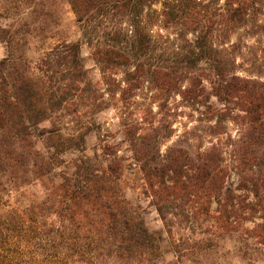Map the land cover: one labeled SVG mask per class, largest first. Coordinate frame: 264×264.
Segmentation results:
<instances>
[{"label": "trees", "instance_id": "obj_1", "mask_svg": "<svg viewBox=\"0 0 264 264\" xmlns=\"http://www.w3.org/2000/svg\"><path fill=\"white\" fill-rule=\"evenodd\" d=\"M68 3L110 100H97L80 42L30 57L51 37L47 0H0V264H146L159 251L120 188L127 164L113 145L103 166L60 158L76 137L53 117L91 91L97 108L117 109L177 262L200 263L228 240L250 259L252 245L264 246V0ZM181 107L200 125L167 145ZM35 186L41 198L27 191Z\"/></svg>", "mask_w": 264, "mask_h": 264}, {"label": "rangeland", "instance_id": "obj_2", "mask_svg": "<svg viewBox=\"0 0 264 264\" xmlns=\"http://www.w3.org/2000/svg\"><path fill=\"white\" fill-rule=\"evenodd\" d=\"M42 16L46 18L48 24H51L53 27L51 33H48V36L51 37L45 44L39 39L36 40L31 46L30 57H32L33 60H37L42 52L63 42H80L81 57L88 79L92 82V87L95 88L96 86L98 88V93L95 95L97 100L101 96H103V98L99 100H110V97L103 90L105 86L102 83L100 68L92 57V47L84 40L81 30L76 24L75 15L68 0H47L46 8ZM242 35L244 38V42L242 43L246 44L245 41H247V46L243 48V57L241 58L244 60L245 68L247 66L250 68V43L253 42V40H250V37L244 32ZM233 41H235V37H233ZM5 54V45L0 42V59H2ZM242 59L239 58L238 62H242ZM118 78H122L121 73L118 74ZM95 96L91 91L82 101L78 99L76 101L78 104L61 107L60 112L53 117L54 122L62 125L66 135L76 137L74 140V147L61 154L60 158L66 162H71L75 159H86L94 162L98 166H103L107 160L102 153V148L105 145H113L119 152V156L126 158L124 163L127 164L125 165L127 171L126 176L120 180V188L137 213L144 228L150 234L154 235L159 245V251L155 252L152 263L147 262L146 264H264V246L252 245L250 247V259H243L238 252V245L232 240L224 242L222 244L223 246L216 248L210 255L204 256L200 263L177 262V256L172 250L157 211L142 193L140 175L135 169V166L130 164L132 162L130 158L131 154L125 142L124 133L120 125L119 113L114 107L104 109L97 108L96 104L98 103L96 102L100 101H95ZM144 103L146 104L147 110H152L154 113H157V105L153 104L152 100L146 99ZM180 110H182V114L186 116H181L178 119L175 124L176 135L171 141L166 143L167 145H170L174 141H178V136L183 134L184 130L189 127L200 125L198 122L194 121L197 120V115H195V117H188L192 111L183 107H181ZM50 127V121L40 124V129ZM229 131L235 135V126L230 124ZM79 134H83V141L77 138ZM35 141L36 149L44 152L45 148L42 138L36 137ZM165 148L164 145L163 150ZM27 191L36 194L39 198L43 196L38 186L30 187ZM249 226L251 227V225ZM98 264L123 263L112 258Z\"/></svg>", "mask_w": 264, "mask_h": 264}]
</instances>
